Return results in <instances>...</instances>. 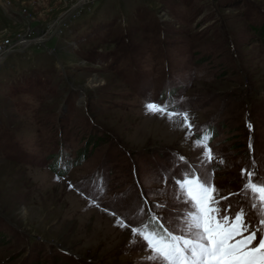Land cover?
<instances>
[{"label": "rangeland", "instance_id": "1", "mask_svg": "<svg viewBox=\"0 0 264 264\" xmlns=\"http://www.w3.org/2000/svg\"><path fill=\"white\" fill-rule=\"evenodd\" d=\"M5 46L26 50L0 64V264H149L131 229L174 222L189 172L249 210L264 0H0Z\"/></svg>", "mask_w": 264, "mask_h": 264}, {"label": "snow or ice", "instance_id": "2", "mask_svg": "<svg viewBox=\"0 0 264 264\" xmlns=\"http://www.w3.org/2000/svg\"><path fill=\"white\" fill-rule=\"evenodd\" d=\"M169 107L154 102L145 104L147 113L166 115L171 120L176 111H169ZM180 116L188 120L187 113ZM209 139L210 135L204 133L195 144L202 145L203 150ZM249 147L251 150V142ZM204 154L211 160L210 149ZM241 175L246 176L242 193L249 201L248 211L241 207L233 213L230 204L223 210L217 207L219 201L213 198L216 189L206 174L189 172L179 182L185 210L174 222L165 226L157 215H151L148 224L132 227L134 239L145 243L149 264H264V172L252 159V167L242 169ZM249 211L254 221L249 219ZM116 223L125 226L123 220Z\"/></svg>", "mask_w": 264, "mask_h": 264}, {"label": "trees", "instance_id": "3", "mask_svg": "<svg viewBox=\"0 0 264 264\" xmlns=\"http://www.w3.org/2000/svg\"><path fill=\"white\" fill-rule=\"evenodd\" d=\"M9 90V92H12V90H11V88L10 89H8ZM12 94V93H11ZM9 96H10V94H9ZM60 135H62V136H64L65 134H64V132H62V131H60ZM87 143V142H86ZM65 144H66V142H65ZM85 146H86V144H83V147L82 148H80L81 150V153H83V151L85 152ZM93 147H94V144H91V150L93 149ZM64 148V142H63V144H62V149ZM64 152V151H63ZM64 156L65 157H68V158H70L71 157V155H69V154H62V155H57L55 158H56V161L57 162H59L60 160H63V158H64Z\"/></svg>", "mask_w": 264, "mask_h": 264}, {"label": "water", "instance_id": "4", "mask_svg": "<svg viewBox=\"0 0 264 264\" xmlns=\"http://www.w3.org/2000/svg\"><path fill=\"white\" fill-rule=\"evenodd\" d=\"M15 51H16L17 53L21 52V50H13V52H11V53H9V54H5V55H3L2 59H1V63L3 62V60H4L8 55L13 54V53H16ZM1 63H0V64H1Z\"/></svg>", "mask_w": 264, "mask_h": 264}, {"label": "built area", "instance_id": "5", "mask_svg": "<svg viewBox=\"0 0 264 264\" xmlns=\"http://www.w3.org/2000/svg\"><path fill=\"white\" fill-rule=\"evenodd\" d=\"M21 47V46H20ZM13 49V48H12ZM11 50V48L10 49H6V46L1 50V52H0V54L1 53H5V54H9V53H11L12 51H10ZM4 54V55H5Z\"/></svg>", "mask_w": 264, "mask_h": 264}, {"label": "bare ground", "instance_id": "6", "mask_svg": "<svg viewBox=\"0 0 264 264\" xmlns=\"http://www.w3.org/2000/svg\"><path fill=\"white\" fill-rule=\"evenodd\" d=\"M26 49H24V47L21 49V52H19L18 54H20V53H23L24 51H25ZM4 55V53H1L0 54V63H1V59H2V57H3V55ZM5 60V59H4ZM4 60H3V62H4Z\"/></svg>", "mask_w": 264, "mask_h": 264}, {"label": "crops", "instance_id": "7", "mask_svg": "<svg viewBox=\"0 0 264 264\" xmlns=\"http://www.w3.org/2000/svg\"><path fill=\"white\" fill-rule=\"evenodd\" d=\"M4 61H5L4 63H6L7 59L5 58V60H4Z\"/></svg>", "mask_w": 264, "mask_h": 264}]
</instances>
